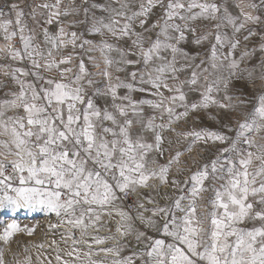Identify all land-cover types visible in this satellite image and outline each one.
<instances>
[{
    "label": "snow or ice",
    "instance_id": "1",
    "mask_svg": "<svg viewBox=\"0 0 264 264\" xmlns=\"http://www.w3.org/2000/svg\"><path fill=\"white\" fill-rule=\"evenodd\" d=\"M0 41V264H264V0H12Z\"/></svg>",
    "mask_w": 264,
    "mask_h": 264
},
{
    "label": "rangeland",
    "instance_id": "2",
    "mask_svg": "<svg viewBox=\"0 0 264 264\" xmlns=\"http://www.w3.org/2000/svg\"><path fill=\"white\" fill-rule=\"evenodd\" d=\"M12 2V0H9ZM258 39H253L252 43L256 44ZM205 124L208 126H214L210 121L206 120L204 121ZM163 203V201H161ZM19 222L21 223L22 226H28V227H34L36 228V234L34 237H27V236H20L19 240L20 241H27L29 239L35 240L36 242H39L42 239H52V238H57L59 234L58 233H53L52 231L49 230L48 224L49 221L52 223H55V218L54 217H48L43 214H33L31 212H22L19 214L17 217ZM113 227V231H114ZM16 248V245L13 244V249Z\"/></svg>",
    "mask_w": 264,
    "mask_h": 264
},
{
    "label": "built area",
    "instance_id": "3",
    "mask_svg": "<svg viewBox=\"0 0 264 264\" xmlns=\"http://www.w3.org/2000/svg\"><path fill=\"white\" fill-rule=\"evenodd\" d=\"M8 3H11V1H9V0H0V8H3L4 5H6ZM253 39H258V41H259V38L258 37H254ZM258 41H257V43H258ZM0 95H2V93H0ZM101 234L102 235H105L107 233H101Z\"/></svg>",
    "mask_w": 264,
    "mask_h": 264
},
{
    "label": "bare ground",
    "instance_id": "4",
    "mask_svg": "<svg viewBox=\"0 0 264 264\" xmlns=\"http://www.w3.org/2000/svg\"><path fill=\"white\" fill-rule=\"evenodd\" d=\"M3 42L2 41H0V44H2Z\"/></svg>",
    "mask_w": 264,
    "mask_h": 264
}]
</instances>
